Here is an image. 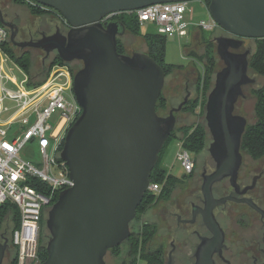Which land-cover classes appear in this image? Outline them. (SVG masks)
I'll return each mask as SVG.
<instances>
[{
	"label": "water",
	"instance_id": "obj_1",
	"mask_svg": "<svg viewBox=\"0 0 264 264\" xmlns=\"http://www.w3.org/2000/svg\"><path fill=\"white\" fill-rule=\"evenodd\" d=\"M33 1L55 10L69 29L23 41H16L12 31L9 41L43 50L42 63L52 51L65 62H81L73 74L72 90L82 111L69 126L60 152L73 185L59 191L46 213V258L40 264H107V250L130 234L149 175L176 123L175 113L190 92L167 114H158L163 68L144 52H118L117 37L125 33L124 25L100 19L110 12L190 0ZM207 9L227 34L212 38L222 65L205 101L204 118L211 136L208 152L216 162L205 188L212 199L210 184L220 177L239 187L240 142L247 118L235 107L245 98L243 86L256 82L248 74L250 47L243 46L245 39L264 38V0H209ZM226 199L264 213L251 199L228 196L221 202ZM6 244L3 236L0 264H5Z\"/></svg>",
	"mask_w": 264,
	"mask_h": 264
},
{
	"label": "built area",
	"instance_id": "obj_2",
	"mask_svg": "<svg viewBox=\"0 0 264 264\" xmlns=\"http://www.w3.org/2000/svg\"><path fill=\"white\" fill-rule=\"evenodd\" d=\"M27 1L33 7L38 4ZM201 4L207 9L204 0ZM122 13H133L140 25L154 24L156 33L165 36L189 38L194 28L214 30L218 26L208 9V18L194 21L189 1L158 2L110 12L100 21L114 20ZM7 40V29L0 21V205L10 200L19 209L20 223L12 234L13 246L18 248L17 264H40V220L59 191L73 185L60 152L66 132L82 108L75 100L73 74L67 64H53L42 82L30 85L23 68L4 51ZM15 71L22 75L20 79ZM177 143L176 160L183 172H189L194 157L181 140ZM28 146L36 150L22 154ZM158 188L159 183H149L148 190ZM137 264L146 263L139 260Z\"/></svg>",
	"mask_w": 264,
	"mask_h": 264
},
{
	"label": "flooded vegetation",
	"instance_id": "obj_3",
	"mask_svg": "<svg viewBox=\"0 0 264 264\" xmlns=\"http://www.w3.org/2000/svg\"><path fill=\"white\" fill-rule=\"evenodd\" d=\"M24 2L27 0H0V21L7 29L8 40L12 31L16 41H23L38 40L57 29L66 33L69 29L55 10L39 3L35 7L42 14L36 15L34 25L20 21L17 7ZM10 44L19 50L27 48ZM29 48L38 51L36 56L42 63L45 52ZM180 74L183 76L185 72ZM190 80L187 72L184 93L190 92ZM208 147L207 153L193 155L194 165L189 172L172 175L163 166L165 179L157 191H146L154 198L136 211L130 222V234L140 230L143 244L154 252V264H264V213L243 202L231 199L221 202L228 196L244 197L264 211V162H242L237 175L238 189L228 177L211 182L210 199L205 188L216 162ZM4 232L0 230V242L3 236L7 238L3 263L14 264L15 248Z\"/></svg>",
	"mask_w": 264,
	"mask_h": 264
},
{
	"label": "trees",
	"instance_id": "obj_4",
	"mask_svg": "<svg viewBox=\"0 0 264 264\" xmlns=\"http://www.w3.org/2000/svg\"><path fill=\"white\" fill-rule=\"evenodd\" d=\"M208 6L209 0H204ZM31 12L36 15H41L40 11L36 7H32ZM115 20H119L125 27V33L131 32L133 34L142 35L144 50L142 52L153 58L164 70L165 79L172 76H179L183 72L180 67L183 65H174L165 62V43L166 36L158 34L156 32L142 33L140 30V24L133 13H122L118 15ZM124 33V34H125ZM202 36L203 30L194 28L189 36V39L197 38V34ZM122 36V35H121ZM117 37V51L125 53L123 49V42L120 37ZM189 40V41H190ZM251 40L250 54L248 56V74L256 78V82L253 84H247L243 86V90L249 89L248 95L245 94V98H250L252 103V110L247 118V124L241 137L240 152L242 155L243 164L255 163L260 160H264V38H248ZM213 42L206 38L205 45L202 48L200 55H196L197 60L200 62L203 68V76L200 74L196 78L190 80V87H194L196 95L188 97L187 102L181 108L180 113H190L192 118L182 119L180 125L174 127L166 139L167 143L170 139L181 140L183 147L188 149L193 155L199 154L207 145L210 136L206 126L204 114H205V96L211 89L214 81L215 72L219 67V58L216 54V50L213 49ZM3 49L8 56L18 63L29 77V84L35 85L44 80L48 74L51 66L56 63L67 64L72 74L80 67L81 62L78 60H72L71 62L63 61L55 51L49 54L52 56L48 64L36 63V50L33 48H24L22 50L14 48L9 40L3 43ZM189 54V53H188ZM187 54V55H188ZM47 57V58H48ZM46 58V59H47ZM222 65V63H221ZM179 68V69H178ZM187 72V71H185ZM190 74V72H188ZM203 82L204 92L202 93V99L199 101L200 88H203L201 84ZM173 104L171 98L160 93L157 103L156 111L162 115V111H167ZM176 112L175 115L178 113ZM235 112H238L236 104ZM165 146V145H163ZM166 176V170L161 165H155L149 175L150 182L162 183ZM149 196V197H148ZM154 198V195H148V192L143 194V198L136 208V211L143 206V203H148ZM57 199V196L53 200V203ZM46 216H42L40 220L41 232L39 236L38 254L43 261L46 258L45 239L48 235V230L45 225ZM132 222V221H131ZM20 214L19 209L15 203L10 200H6L0 205V230L6 231L4 234L8 237L10 244L12 243V234L14 230L19 226ZM5 226L2 227L1 226ZM131 225V223H130ZM47 234V235H46ZM143 238L141 237L140 230L137 229L135 233L130 234L122 243L107 250L105 255V261L107 264H137V261L142 260L148 264H154L153 254L154 252L145 247L143 244ZM14 264H17L18 248L14 246ZM110 261H108V258Z\"/></svg>",
	"mask_w": 264,
	"mask_h": 264
},
{
	"label": "rangeland",
	"instance_id": "obj_5",
	"mask_svg": "<svg viewBox=\"0 0 264 264\" xmlns=\"http://www.w3.org/2000/svg\"><path fill=\"white\" fill-rule=\"evenodd\" d=\"M27 2L21 3V6L17 7V11L19 12V18H20V21L30 22L31 24L34 25V21L36 20L37 16L36 14L31 12L32 9L29 7L31 3L29 1ZM189 5L193 8L194 21H198L199 19H202V18L203 19L208 18L207 9L201 4V0H190ZM140 27H141L140 30L142 33L156 32V28L154 24L152 23H145L141 25ZM203 34L204 36L198 33L197 34L198 37L192 38L191 40L189 38L181 37L176 34L167 35L166 43H165V62L169 64H174V65H180V64L183 65L182 67H180L181 70H183V72L185 71L190 72L189 77L191 79L196 78L198 74H200V76L202 77L203 68L200 62L197 60L196 55H200V53L202 52V48L205 45L206 38H209V40L213 42L212 48L215 49V42L212 40V38L218 35H227L219 26H217L214 30H203ZM120 39L123 42V49L125 53H132L134 51L142 52V50H144V43H143L142 35L133 34L127 31V34L126 33L123 34L120 37ZM249 45H251V40L245 39V44L243 47H247ZM35 53H38V51L36 50ZM51 57L52 56H50V58ZM50 58L48 57L47 59H45L46 64H48V62L50 61ZM40 61L41 59L37 57L36 58L37 65L39 64ZM220 65H221V62L219 61V67ZM187 72H185V74ZM14 73L16 74V77L18 79L22 77V75L17 71H15ZM184 75L183 76L181 74L179 76L170 75L169 77L165 79L164 86L161 92L165 96H169L171 98V103L173 104L172 106H176L182 100V97L185 94L182 89L184 86ZM202 84L203 82L201 80L200 85ZM189 90H190V97L196 95L194 87H190ZM200 91L201 92H198L200 96L199 101L202 99V93L204 92V87L200 88ZM248 91L249 89H247L246 87V89H244V94L248 95ZM250 100L251 99L249 97L240 98L237 102L238 112L242 115H245L246 117L250 116L249 114L252 110V103ZM161 113L162 115L167 114L166 111H162ZM175 117H176V123L174 127L176 128L177 125H180V122L182 119L184 120L185 118L187 119L192 118V114L178 112L175 115ZM50 121L54 123L55 119L52 117ZM208 144L209 143H207L206 147L199 154L207 153ZM164 145L165 146H163L159 152L158 160L155 165L159 164L161 166H164L166 170L168 171V173L172 175H180V173H182V169L175 157L176 152L179 148L177 140L170 139ZM34 149L35 148L28 146L26 149L23 150L22 154H25V155L33 154ZM260 161H262V163L264 162V160H260ZM2 227H5V226L3 225L1 226V228ZM47 239L48 237L45 239V246H46ZM107 259L108 261H110L109 257Z\"/></svg>",
	"mask_w": 264,
	"mask_h": 264
}]
</instances>
